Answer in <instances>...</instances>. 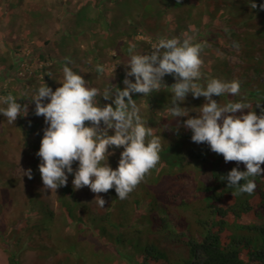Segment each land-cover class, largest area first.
<instances>
[{
  "label": "trees",
  "instance_id": "1",
  "mask_svg": "<svg viewBox=\"0 0 264 264\" xmlns=\"http://www.w3.org/2000/svg\"><path fill=\"white\" fill-rule=\"evenodd\" d=\"M167 1V4L151 2L145 9L140 0H112L116 5L134 4L130 9L133 12L123 15L131 16L129 28L133 26L136 31L117 32L120 40L112 45L117 55L111 59L120 68L110 78L111 84L124 87V63L130 55L150 54L152 43L136 37L146 35L157 42L160 37L192 36L194 42L204 45L201 71L205 77L241 82L239 95L226 94L213 99L221 105L243 101L252 105L259 115L264 109V11L251 9L245 0ZM255 2L259 5L264 0ZM96 8L93 20L104 21L106 31L112 34L116 23L108 20L104 9ZM157 8H162V13ZM135 11L142 18L140 24L132 15ZM92 51L98 66L94 74L76 68L82 70L79 73L89 86L98 88L94 79L106 74L102 61L110 52L98 46ZM19 56L23 61L26 58ZM232 56L238 63H231ZM39 57L42 61L47 59L43 52ZM8 62L0 56V83L13 69ZM43 71L36 70L35 75ZM45 76L50 79L49 75ZM164 83L170 87L175 80L166 75ZM9 94L18 98L16 93L6 90L0 91V98ZM170 96L167 88L149 97L133 94L153 133L161 136L160 161L127 199H118L114 189L103 193L108 203L103 210L83 204L76 197L72 182L58 188L57 214L42 200L40 191L30 188L24 195L26 199L19 200L18 190L13 193L9 188L18 184L13 177L15 164L8 158L10 143L13 138L19 140V149L32 170L29 181H40V160L36 153L40 147L39 134L43 136L47 125L43 116L29 111L34 103L29 104L26 97L17 100L28 105L26 116H18L12 123L0 115V202L5 207H0V247L7 254L9 264H26L25 255L29 252L36 254L32 264H264V173L254 178L257 187L252 194H236L234 189H227V182L220 177L237 167V162L225 163L223 156L212 152L207 144L192 142L191 131L182 126L187 117L175 119L166 111ZM97 99L101 105L111 103L102 97ZM204 102V97L194 99L189 93L181 107L198 110L195 108ZM248 111L245 109V114ZM190 115L195 116L196 112ZM109 151L115 152L108 158L115 169L122 149L110 147ZM76 167L74 163L73 168ZM239 170H245L242 162ZM69 178L72 181L71 175Z\"/></svg>",
  "mask_w": 264,
  "mask_h": 264
},
{
  "label": "clouds",
  "instance_id": "2",
  "mask_svg": "<svg viewBox=\"0 0 264 264\" xmlns=\"http://www.w3.org/2000/svg\"><path fill=\"white\" fill-rule=\"evenodd\" d=\"M245 2L253 10L264 11V3ZM203 47L192 36L160 37L151 46L150 54H132L124 63L123 88L109 83L102 93L73 71L66 58L62 79L57 80L62 86L54 91L44 82L25 98L29 104L34 103V114L43 116L47 125L36 153L44 189L66 186L71 175L73 188L88 187L97 194L94 201L101 208L106 200L99 194L110 189L115 190L118 199H127L157 166L162 151L161 136L153 133L132 96L149 97L167 88L171 96L166 111L175 119L187 117L182 126L191 131V141L207 144L212 152L223 156L225 163L237 162V167L220 177L227 182V189H234L236 194H252L257 187L254 178L264 173V109L257 115L253 106L243 101L221 105L213 99L239 95L241 82L205 77L201 71ZM166 75L175 80L170 87L164 83ZM189 93L194 99L205 98L195 108L198 110L181 107ZM98 97L111 103L101 105ZM18 99L11 94L0 98V103L6 105L0 107V115L12 123L18 116L28 114V105H21ZM245 109L249 110L247 114ZM192 111L195 116L190 115ZM110 147L122 149L115 169L108 163L115 154L109 151ZM241 162L243 171L239 170ZM24 173L32 178L31 169Z\"/></svg>",
  "mask_w": 264,
  "mask_h": 264
},
{
  "label": "rangeland",
  "instance_id": "3",
  "mask_svg": "<svg viewBox=\"0 0 264 264\" xmlns=\"http://www.w3.org/2000/svg\"><path fill=\"white\" fill-rule=\"evenodd\" d=\"M158 1L163 4L168 3L167 0H140V5L146 9L152 4L151 2L156 3ZM124 3L116 5L112 3V0H0V56L8 59V66L13 65L9 77L0 83V91L6 90L16 93L18 98H27L44 82L55 91L56 88L62 86L58 82H54L57 78L62 79V68L67 62L66 58L71 61L68 66L73 71L82 73V70L79 71L77 68H84L88 70L87 73L94 74L98 67L97 63L94 62L92 51L95 46L103 47L106 52H110V56H106L102 61L106 74L94 79V85L98 86L100 90H104L111 83L112 75L120 68L119 63L111 59L117 55L112 48V45L117 44L116 42L120 40L117 32L128 31L132 34L136 31L133 26L129 28L131 16L123 15V12H133L130 9L133 8L134 4L133 6H126ZM96 7L104 9L108 15V20L116 23L111 29L112 34L106 31L107 24L104 21L93 20L97 15ZM161 9L157 8L156 11L162 13L163 10ZM132 15L135 17V22L139 24L142 22V18L137 16V11ZM216 24L218 23L216 22ZM141 30L139 31L141 32ZM136 40L152 43V45L156 43L146 35H140L136 37ZM45 42H49L46 47L43 45ZM106 45L110 46L104 47ZM16 46L19 47L17 54L14 53ZM41 52L47 58L46 61L40 60ZM18 54L26 57L24 61ZM28 56L34 57L30 60ZM230 61L233 64L238 63L234 56L230 58ZM22 62L23 64L19 65ZM58 66L59 68H57ZM42 69L43 72L35 75L36 70L41 71ZM46 74L50 76V79H46ZM28 78H35L34 82H28ZM4 106L6 107L3 104L2 107ZM32 110L34 112V105L29 107V111ZM7 125L10 124L7 122ZM35 126L34 128H37ZM41 136L39 134L38 141H41ZM9 148L11 152L8 158L15 164L13 177L18 180L17 185L9 187L10 190L13 193H17L18 190L19 200L26 199L24 195L30 188L42 192V200L57 214L59 212L60 190L44 189L42 179L31 183L24 173V171L29 170L28 160L23 151L19 149V140L13 138ZM69 183H71L70 178L67 184ZM75 191L76 197L83 204L99 210L105 209L108 205L106 201L103 208L99 207L94 201L97 194H94L88 187ZM99 195L104 198L103 193ZM0 207H4L1 202ZM35 257L36 254L34 253H26V264H32ZM0 264H9L8 256L1 247Z\"/></svg>",
  "mask_w": 264,
  "mask_h": 264
}]
</instances>
